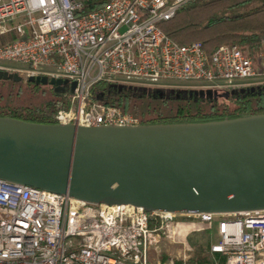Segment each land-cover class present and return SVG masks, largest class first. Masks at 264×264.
Instances as JSON below:
<instances>
[{"label":"built area","instance_id":"2783aa9c","mask_svg":"<svg viewBox=\"0 0 264 264\" xmlns=\"http://www.w3.org/2000/svg\"><path fill=\"white\" fill-rule=\"evenodd\" d=\"M191 1L109 0L78 14L81 0H0V36L19 33L0 45V70L2 62H18L29 67V76L75 82L70 107L56 112V123L87 126L141 124L120 107L92 99L99 83L218 92L243 87L258 71L239 45L223 44L210 56L202 41L180 45L159 28ZM171 80L185 84L162 83ZM182 215L192 221L0 179V264H175L151 260L160 239L213 230L215 223L214 264H264V209Z\"/></svg>","mask_w":264,"mask_h":264},{"label":"water","instance_id":"95a60500","mask_svg":"<svg viewBox=\"0 0 264 264\" xmlns=\"http://www.w3.org/2000/svg\"><path fill=\"white\" fill-rule=\"evenodd\" d=\"M21 81L0 70V78ZM47 84L46 76H30ZM45 81V82H44ZM51 85L69 84L51 78ZM73 89L76 85L74 82ZM168 98L255 90L148 88ZM0 179L92 203L149 212L237 213L264 209V114L195 123L87 126L0 116Z\"/></svg>","mask_w":264,"mask_h":264},{"label":"trees","instance_id":"16d2710c","mask_svg":"<svg viewBox=\"0 0 264 264\" xmlns=\"http://www.w3.org/2000/svg\"><path fill=\"white\" fill-rule=\"evenodd\" d=\"M80 13H88L106 4L109 0H81ZM251 6L249 10L235 13V10ZM159 28L180 45L202 41L208 55L223 44H237L250 56L255 66L261 65V51L264 50V0H192L178 9L174 17L158 22ZM19 38L17 30L0 36V45ZM258 68V67H257ZM106 84L93 87L92 99L118 106L124 112L150 123H195L240 118L264 114V84L257 88L229 96L201 97L195 93L168 98L161 92H140L122 90L104 92ZM25 91L29 96L24 95ZM223 91L222 93H224ZM43 85L36 81L27 83L13 78H0V116L25 121L56 123L55 114L60 109H69L71 93L56 92L49 99ZM155 224L152 222L151 226ZM210 251V250H209ZM167 262L168 257L163 255ZM223 261V259H221ZM190 264H214L210 254H197ZM176 264H184L177 261Z\"/></svg>","mask_w":264,"mask_h":264},{"label":"rangeland","instance_id":"374dc122","mask_svg":"<svg viewBox=\"0 0 264 264\" xmlns=\"http://www.w3.org/2000/svg\"><path fill=\"white\" fill-rule=\"evenodd\" d=\"M252 8L251 6H244L240 7L235 10V13H242ZM261 52L264 53V50ZM264 57H261V61ZM3 66L5 67L4 71L12 74H16L19 77H21L24 84L27 83V80L29 79V75L26 73L25 70H27L29 67L25 64L18 63V62H2ZM258 67V68H257ZM258 75L252 79H249L247 81H243V87H252V86H259L261 84H264V66L260 65V67L256 66ZM124 80L128 81H136L133 78H124ZM242 82V81H241ZM162 83L168 84V85H184L185 83L182 81H163ZM43 88L45 89V93L41 94V97L44 96L45 99L52 98L56 92H62L63 87H49L47 84H43ZM181 89H197V88H188L183 87ZM26 96L28 95V92L25 91ZM176 221H183L186 223H190L192 221V218H189L186 215L177 214ZM219 239L216 229V223L213 230H202V231H192L188 235L179 236L175 239L162 237L160 241L158 242L157 246L152 249L151 252V260L153 262H161V263H168L173 261L175 264L177 261H182L184 264H190L189 260L197 255H207L210 254L212 257V254L210 253V245L213 242H217ZM165 255L168 257L167 262H164L162 260V256ZM220 257V255H217Z\"/></svg>","mask_w":264,"mask_h":264},{"label":"flooded vegetation","instance_id":"af4514ba","mask_svg":"<svg viewBox=\"0 0 264 264\" xmlns=\"http://www.w3.org/2000/svg\"><path fill=\"white\" fill-rule=\"evenodd\" d=\"M49 79H47V85L49 86V87H52V88H55V87H63L62 89H63V91H65V92H67V93H71L72 91H73V85L72 84H60V85H57V86H53V85H51V77H48ZM59 79H61V78H59ZM63 79V78H62ZM45 82V81H44ZM39 84H41V85H43V83H39ZM122 90H126L125 88H120V87H116V86H109V85H106V86H104V92L106 91H108V92H111V91H122ZM62 91V92H63Z\"/></svg>","mask_w":264,"mask_h":264},{"label":"bare ground","instance_id":"6f19581e","mask_svg":"<svg viewBox=\"0 0 264 264\" xmlns=\"http://www.w3.org/2000/svg\"><path fill=\"white\" fill-rule=\"evenodd\" d=\"M187 229V228H186Z\"/></svg>","mask_w":264,"mask_h":264}]
</instances>
